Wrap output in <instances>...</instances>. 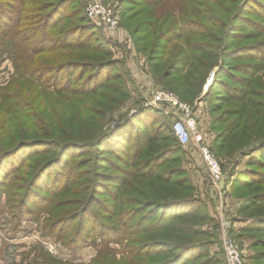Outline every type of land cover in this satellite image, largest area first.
Instances as JSON below:
<instances>
[{
	"label": "trees",
	"instance_id": "obj_1",
	"mask_svg": "<svg viewBox=\"0 0 264 264\" xmlns=\"http://www.w3.org/2000/svg\"><path fill=\"white\" fill-rule=\"evenodd\" d=\"M73 1L0 0V52L12 58L15 71L11 82L0 88V117L8 114L15 118L11 130H3L0 125V172L3 176L13 174L8 183V212L17 221L21 213L32 208L30 202L46 210V230H54L56 238L68 248L83 245L91 236L98 237L110 250L109 242L127 240L123 249L132 259L127 264H216V255L208 254L207 230L195 226L202 214L196 204L195 187L180 165H168L176 162L183 150L172 127L150 113L153 108L141 106L124 114L114 127L102 130L105 113L121 97L128 96L124 83L115 84L120 77L116 68L121 64L125 71V67L122 61L109 58L110 53L102 50L101 44L89 40L85 30L95 25L85 12L66 11V5ZM221 2L225 4L221 12L217 8L201 12L200 0L192 1L196 8L192 11L173 0V22L167 27L173 29L156 36L149 49L153 57L148 58L154 77L173 79V86L186 90L189 96L200 92L207 74L215 69L206 94L214 90L215 103L231 104L226 110L236 116L225 131L218 132L219 145L243 132L249 120L245 119V110L259 124L256 134L264 131V0ZM24 4L31 7L24 10ZM123 20L126 23L128 18L124 16ZM141 25L140 21L130 27L131 34L141 32ZM172 32L173 38L165 37L164 47L158 49V39ZM100 39L109 43L105 37ZM171 48L173 62L162 70ZM111 67L116 70L113 75ZM52 94L81 100L91 111L101 106L87 114L76 131L67 132V139L80 141L60 138L63 122L54 125L56 130L47 126L52 124L48 119L51 110L47 113L42 98ZM4 105L9 112L2 111ZM25 106H30L33 113L30 130L24 124ZM53 108L54 123L63 111ZM218 118L214 115L216 123L224 121ZM28 135L33 138L24 139ZM25 147L32 149L24 153ZM68 147L104 148L108 155L82 159L79 162L83 166L91 167L81 173L75 172L76 162L72 160L64 172L59 171L58 184L55 174L53 186L43 189L39 186L41 177L67 158V153L63 154ZM247 152L243 169L231 170L225 184L230 196L242 197L238 205L241 212L256 206L250 217L247 212L244 231L255 233L252 246L260 248L250 259L264 264V138ZM45 156L48 158L43 159ZM117 159L121 163H116ZM32 169L36 171L27 178ZM72 186L71 195L75 197L62 200L60 206L66 211L61 208L60 216L54 214L52 198L68 195Z\"/></svg>",
	"mask_w": 264,
	"mask_h": 264
},
{
	"label": "rangeland",
	"instance_id": "obj_2",
	"mask_svg": "<svg viewBox=\"0 0 264 264\" xmlns=\"http://www.w3.org/2000/svg\"><path fill=\"white\" fill-rule=\"evenodd\" d=\"M192 1L193 0H178V4L184 7L185 10L192 11L196 9ZM200 1H202V3L198 5V8L201 9V12H203L202 10L204 8H217V10L221 12L225 7V4L222 3L221 0L219 2L210 0L208 3L203 0ZM89 3L90 0H74L70 4H67L65 9L67 12H72L76 9L81 11V13L85 12L90 20L89 22L95 25V28L86 29L85 34H88L87 36H89L90 41H96L98 44H101L103 46L101 47L102 50L110 53V56H108L109 58L114 61L123 62L125 71L121 64L116 68L119 72L117 76L120 77H116L117 80L115 84L124 83L128 91L127 97H121L118 103L113 105L112 109L105 113L102 130L114 127L115 122L120 120L124 114L129 112L133 113L141 106L153 108L154 111L150 113L158 120H163L171 127L173 121L176 120L177 117L173 116L172 108L169 105L152 102V96L157 90L170 91L176 94L182 102L188 104L192 109H197V129L202 132L205 137V142L209 145L212 152L220 159L223 172L222 179L219 182H213L211 180L207 166L198 150V146L193 141L188 145H183L182 152L177 154L176 162H170L168 165H180L184 171L183 175L185 174L188 181L195 187L194 196L196 198V204L200 207L202 213L201 220H198L195 226L207 230L208 236H206L205 239L210 241L208 244V254L216 255L218 259L216 264H224L223 240L227 237L234 239L239 244L243 251V258L246 264H261L262 261L259 259H254V261L250 259V257L254 256L256 249H260L259 247L255 248L252 246L255 233L244 231L248 223V218L256 212V206L247 210V212H249V217L247 216V212H241L238 207L240 206V202H242V197L230 196L225 180L231 170L235 169V171H239L243 169V163L247 159L246 155H249L247 151L264 138V131L262 133L259 131L258 133L260 134H256L259 124L255 123V119L249 116V111L245 110V119L249 118V120L247 121V126H244V129H242L243 132H237L232 135V139L229 143L224 142L223 145L217 144L218 132L225 131L227 125L235 121L233 119H235L236 116H234L231 110H226L231 109V104L215 103L218 100L215 97L214 90L209 92L208 95L206 94L213 81L215 69L207 74L202 88L199 90L200 92L195 96L187 95L185 93L186 90L184 91L182 88L176 89L177 87L173 86V79L163 81L159 77L153 76L150 64L151 61L148 59L153 56H151L152 54H150L149 49L156 40L158 34L161 35L164 30L173 29L167 28L168 25L173 22V0H101L102 5L108 9V12L103 16L106 19L107 16L110 15L112 22L103 19L102 15H100L101 18L89 16L87 10ZM23 7L24 10H26L28 7H31V5L24 4ZM44 12L46 11L44 10ZM168 15H170V17ZM124 16L128 18L126 23L123 22ZM164 18H167L165 22L163 20ZM72 20L73 23H78L76 18H72ZM140 21L142 22L140 28L142 31L132 35L129 28H133L134 25ZM143 29L146 32H144ZM101 36L105 37L109 43L101 41ZM165 37L173 38V32L165 33L162 38L158 39L161 43L158 49L164 47ZM233 43L236 45L237 42L235 41ZM79 54H82V52ZM172 62L173 48L167 53V61L164 63L162 62V70H165ZM12 63V58H10L6 52H0V88L9 84L13 76H15ZM112 68L113 67L109 69L111 75L116 71L111 70ZM126 73H128L129 77L131 76V80H129V77L127 78ZM56 95L57 94L46 95V97L42 98L43 103L47 107V113L51 110L48 119L52 124L46 125L56 130L54 125H58L59 121L63 122L61 126V128H63V135L58 131L61 134L60 138L80 141L78 138L67 139L69 135L67 132L76 131L86 121L85 116L97 109H102L101 106H96L91 111V108H88V104H85L81 100L70 98L69 96L59 97ZM28 101H30V97ZM33 102L35 104V101ZM49 107H51V109ZM53 107H57L58 111H63L62 115L57 114L54 123ZM7 108L8 106L4 105L2 111L9 112ZM30 108V106H25L22 112L25 114L24 119L26 122H24V124H26L27 130L31 129V120H33L31 119L33 113L30 112ZM214 115H218V119L221 118L224 121L219 120V122L216 123ZM3 116L2 118L0 117L2 129L11 130L15 118H9L10 116L8 114H5V118H3ZM160 126L161 125H159V127ZM262 128L264 129V127ZM162 135L163 133L161 136ZM32 138L33 136L28 135L25 136L24 139ZM31 149V147H25L24 153H27ZM104 150V148H94L90 150L77 147L66 148L63 155L67 153V158L46 171L40 179L41 184L39 186L43 189L52 187L53 184H51V181L55 174L57 175L54 181L57 185L59 173H61L59 171L64 172L72 160L76 162L74 166L75 172H83L91 166H83L84 164L79 161L87 157H94L95 154L108 155V152H104ZM45 158H48V156L43 157V159ZM65 163L68 164L66 165ZM116 163L121 162L117 159ZM237 163L238 166L234 167ZM22 169L26 170V168ZM35 171L36 169L30 170L27 178ZM12 176L13 174L10 176H3L0 172V264H89L97 255L98 258L96 257L97 259L93 264H125V262L127 264L128 259H131L127 255L128 250L123 249L127 240L118 243L109 242L107 246L113 250L104 247L103 244L100 243L99 238L95 236H91L88 241L79 247H66L61 240L56 238L57 235L54 230H46V219L49 213L39 206H34L31 202L29 205L32 208H29L27 212L21 213L16 221L8 212V205L6 202L8 200V193L11 191L8 183ZM13 181L14 179L12 182ZM63 181L64 178L61 182ZM12 191L14 193V190ZM72 191L73 186L68 191V195L63 193L64 195H58L52 198L51 210L55 211L54 214L58 216L61 215L59 213V210L62 208L60 203L62 200L70 201V198H74L75 196L71 195ZM225 191L227 192L225 193ZM40 195H48V193L41 192ZM62 209L63 212H65L67 208ZM25 210H27V208H25ZM110 235H114V233L110 232ZM98 250L100 253H98ZM137 251L138 250H136V252ZM122 259H124V261H122ZM157 260H159V258H157Z\"/></svg>",
	"mask_w": 264,
	"mask_h": 264
},
{
	"label": "built area",
	"instance_id": "obj_3",
	"mask_svg": "<svg viewBox=\"0 0 264 264\" xmlns=\"http://www.w3.org/2000/svg\"><path fill=\"white\" fill-rule=\"evenodd\" d=\"M87 10L89 16L101 18L100 15H102L103 19H105L103 15L108 12V9L102 5L101 0H90ZM105 20L112 22L110 15ZM151 100L153 103H165L172 108V114L177 119L173 121L171 127L177 140L181 145H188L192 141L196 143L200 155L207 166L211 180L219 182L223 176L220 159L209 148L202 132L197 129V109H192L170 91L157 90ZM223 250L225 264H246L243 258V251L234 239L225 238L223 240Z\"/></svg>",
	"mask_w": 264,
	"mask_h": 264
},
{
	"label": "crops",
	"instance_id": "obj_4",
	"mask_svg": "<svg viewBox=\"0 0 264 264\" xmlns=\"http://www.w3.org/2000/svg\"><path fill=\"white\" fill-rule=\"evenodd\" d=\"M227 191H225V193H226ZM227 199V198H226Z\"/></svg>",
	"mask_w": 264,
	"mask_h": 264
}]
</instances>
